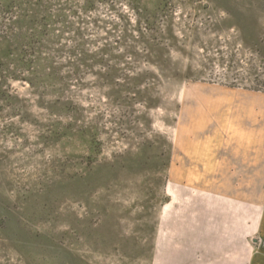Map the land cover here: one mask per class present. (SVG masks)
Instances as JSON below:
<instances>
[{"label": "rangeland", "instance_id": "rangeland-1", "mask_svg": "<svg viewBox=\"0 0 264 264\" xmlns=\"http://www.w3.org/2000/svg\"><path fill=\"white\" fill-rule=\"evenodd\" d=\"M243 91L264 0H0V264H177L213 200L173 173Z\"/></svg>", "mask_w": 264, "mask_h": 264}, {"label": "crops", "instance_id": "crops-1", "mask_svg": "<svg viewBox=\"0 0 264 264\" xmlns=\"http://www.w3.org/2000/svg\"><path fill=\"white\" fill-rule=\"evenodd\" d=\"M246 93L206 110L216 129L191 138L182 171L173 173V182L213 200L172 222L177 264H264V94Z\"/></svg>", "mask_w": 264, "mask_h": 264}]
</instances>
